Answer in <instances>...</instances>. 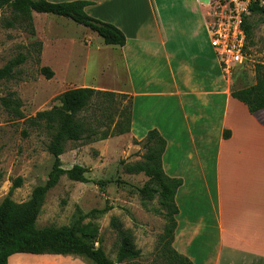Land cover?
<instances>
[{"label":"crops","instance_id":"crops-1","mask_svg":"<svg viewBox=\"0 0 264 264\" xmlns=\"http://www.w3.org/2000/svg\"><path fill=\"white\" fill-rule=\"evenodd\" d=\"M85 1L92 2L90 16L116 25L127 42L107 45L85 28L84 78L74 88L102 89L101 76L125 73L132 133L144 139L158 130L167 141L164 171L183 180L178 250L194 264H264V114L232 97L210 44L205 4Z\"/></svg>","mask_w":264,"mask_h":264},{"label":"rangeland","instance_id":"rangeland-1","mask_svg":"<svg viewBox=\"0 0 264 264\" xmlns=\"http://www.w3.org/2000/svg\"><path fill=\"white\" fill-rule=\"evenodd\" d=\"M200 2L208 4L207 0ZM248 23L251 35L247 60L229 81L235 90L254 85L256 67L264 65V13L253 12ZM85 28L53 14L33 12L32 19L28 20L9 6L0 10V69L19 56L26 58L15 69L13 77L0 81V205L8 196L17 203L28 201L34 188L48 179L54 163L46 150L49 136L45 130L29 127L25 121L59 105V96L76 87L75 80L84 78ZM43 67L53 70L51 79L42 73ZM87 76L90 78L89 74ZM125 83V73L112 69L99 78L98 85L103 88L97 90L120 94ZM5 99L11 101L12 106L14 102L18 104L24 118H18L16 111L6 108ZM121 103L116 101L115 108L121 109L126 104ZM238 112L242 115L240 110ZM262 112L264 114V110ZM117 117L115 115V120ZM142 138L131 131L103 141L69 142L61 156L63 168L70 169L76 164L85 166L89 170L86 174L89 181L81 183L62 177L48 192L39 218L29 225L25 234L57 232L75 222L78 210L84 214L93 212L83 224L91 223L98 229L100 241L95 246L102 247L109 259L117 260L120 244L113 225L116 221L132 231L134 243L142 251L140 258L124 264H159V241L168 223L167 211L158 196L148 198L139 192L149 178L144 173L128 170V166L144 160L147 151L138 144ZM176 239L175 232L173 247L179 251ZM32 256L35 255L11 257V263L25 262ZM37 256L39 264H89L78 256Z\"/></svg>","mask_w":264,"mask_h":264},{"label":"trees","instance_id":"trees-1","mask_svg":"<svg viewBox=\"0 0 264 264\" xmlns=\"http://www.w3.org/2000/svg\"><path fill=\"white\" fill-rule=\"evenodd\" d=\"M91 4L92 2L85 0L58 3L47 0H0V10L9 6L14 13L28 20L32 19L33 12L69 18L97 33L105 44L125 46L127 37L120 28L94 18L86 12V7ZM252 10L264 13V7L257 5ZM246 31V38L249 39L251 35L249 23ZM25 61V56H19L1 68L0 81L13 77L15 69ZM41 71L48 79L54 76L53 70L49 67H43ZM256 74L257 82L254 85L240 90L232 88L231 92L232 97L245 104L253 115L264 110V65H257ZM58 100L59 105L41 111L36 117L25 121L29 127L46 131L49 136L46 150L53 157L54 163L48 179L44 184L34 188L28 201L17 203L8 196L1 203L0 264H39L37 255L78 256L89 264H124L140 258L142 251L136 247L132 231L119 226L116 221L113 225L117 228L120 239L117 260L112 261L102 247H96L95 244L100 241L98 229L91 223L83 224L93 212L84 214L78 210V218L75 222L71 226L62 227L57 232L30 236L24 234L29 225L37 221L48 192L59 184L62 177L66 176L72 181L81 183L89 181L86 177L89 170L85 166L76 164L70 169L63 168L61 156L65 153L69 142L103 141L131 132L133 98L127 94L94 88H72L62 93ZM116 101L126 104L118 109L115 108ZM3 103L6 108L16 111L18 118H24L18 104L14 102L12 106V102L7 99ZM115 115H118L117 120ZM24 134L28 135V132L24 131ZM146 134V137L138 142L147 151L144 160L128 166V170L132 173H144L149 178L147 184L139 188V192L148 198L158 196L162 207L167 211L165 217L168 223L159 241L161 258L159 264H194L190 258L173 247L178 226L177 215L180 212L176 194L183 185V180L170 178L164 171L163 155L167 148L166 139L156 129ZM99 183L104 184V182ZM17 186L19 184H15V187ZM16 254L35 256L29 257L30 259L25 262L11 263L10 257Z\"/></svg>","mask_w":264,"mask_h":264},{"label":"built area","instance_id":"built-area-1","mask_svg":"<svg viewBox=\"0 0 264 264\" xmlns=\"http://www.w3.org/2000/svg\"><path fill=\"white\" fill-rule=\"evenodd\" d=\"M204 5L210 44L215 50L222 73L230 81L247 60L246 26L252 8L264 7V0H207Z\"/></svg>","mask_w":264,"mask_h":264}]
</instances>
